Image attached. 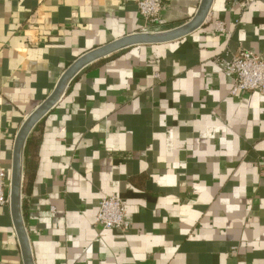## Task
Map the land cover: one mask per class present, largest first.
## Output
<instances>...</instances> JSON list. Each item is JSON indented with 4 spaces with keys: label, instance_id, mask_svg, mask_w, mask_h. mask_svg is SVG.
Masks as SVG:
<instances>
[{
    "label": "crops",
    "instance_id": "crops-1",
    "mask_svg": "<svg viewBox=\"0 0 264 264\" xmlns=\"http://www.w3.org/2000/svg\"><path fill=\"white\" fill-rule=\"evenodd\" d=\"M201 1L163 0L161 20L146 22L138 0H0V264H25L11 187L27 119L81 57L176 28ZM240 50L264 56V0H215L193 34L118 51L72 80L37 124L36 176L22 187L34 264H264V96L232 97L221 66ZM24 175L25 160L23 186ZM112 195L125 234L95 224Z\"/></svg>",
    "mask_w": 264,
    "mask_h": 264
},
{
    "label": "water",
    "instance_id": "water-1",
    "mask_svg": "<svg viewBox=\"0 0 264 264\" xmlns=\"http://www.w3.org/2000/svg\"><path fill=\"white\" fill-rule=\"evenodd\" d=\"M214 1L215 0H202L195 16L188 22L176 28L162 32L139 33L132 36H127L87 53L68 68L54 92L24 123L17 135L14 148L11 211L25 264H34L30 240L22 215L24 152L27 140L33 129L60 101L72 80L88 65L132 46L165 44L180 40L193 34L203 27V25L207 22ZM20 133L24 134L23 139L19 138Z\"/></svg>",
    "mask_w": 264,
    "mask_h": 264
},
{
    "label": "built area",
    "instance_id": "built-area-1",
    "mask_svg": "<svg viewBox=\"0 0 264 264\" xmlns=\"http://www.w3.org/2000/svg\"><path fill=\"white\" fill-rule=\"evenodd\" d=\"M138 8L146 22L160 21L164 9L163 0H138ZM216 30L226 33V23L216 21ZM173 29V28H172ZM171 30V29H169ZM161 26L152 31L145 27L141 33L162 32ZM224 74L231 80L232 97L243 94L257 93L264 96V56L251 50H240L231 55L230 59L221 62ZM264 176V161L259 164ZM8 173L0 165V208L10 204V183ZM96 226L105 230H116L123 234L131 229V223L127 217V208L120 196L112 195L104 197L98 207L95 218Z\"/></svg>",
    "mask_w": 264,
    "mask_h": 264
},
{
    "label": "trees",
    "instance_id": "trees-1",
    "mask_svg": "<svg viewBox=\"0 0 264 264\" xmlns=\"http://www.w3.org/2000/svg\"><path fill=\"white\" fill-rule=\"evenodd\" d=\"M42 124H39L29 137L25 149V175L23 192L27 191V186L33 182L36 176V164L38 161V142L42 137Z\"/></svg>",
    "mask_w": 264,
    "mask_h": 264
},
{
    "label": "bare ground",
    "instance_id": "bare-ground-1",
    "mask_svg": "<svg viewBox=\"0 0 264 264\" xmlns=\"http://www.w3.org/2000/svg\"><path fill=\"white\" fill-rule=\"evenodd\" d=\"M23 136H24V134H20L19 138L23 139L24 138Z\"/></svg>",
    "mask_w": 264,
    "mask_h": 264
}]
</instances>
